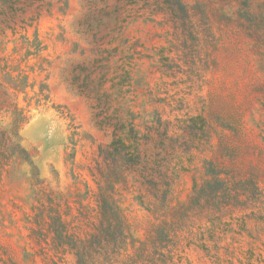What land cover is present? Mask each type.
Listing matches in <instances>:
<instances>
[{
    "label": "rangeland",
    "instance_id": "obj_1",
    "mask_svg": "<svg viewBox=\"0 0 264 264\" xmlns=\"http://www.w3.org/2000/svg\"><path fill=\"white\" fill-rule=\"evenodd\" d=\"M10 85L32 166L0 139V264H76L46 215L92 232L115 138L137 157L116 199L155 264H264V0H0ZM209 169L245 195L195 196Z\"/></svg>",
    "mask_w": 264,
    "mask_h": 264
},
{
    "label": "trees",
    "instance_id": "obj_2",
    "mask_svg": "<svg viewBox=\"0 0 264 264\" xmlns=\"http://www.w3.org/2000/svg\"><path fill=\"white\" fill-rule=\"evenodd\" d=\"M8 90L22 93L24 89L16 85L0 86V91L5 97L0 105L5 106L7 111L13 108L11 111L13 122L10 126L13 130L7 134L10 141L7 138L3 139L6 130L0 131V139L6 151H12L11 156L19 157L32 166L31 156L19 144L18 136V131L28 123L29 117L23 115L24 109L20 108L17 102L5 101L8 99ZM11 95L15 96L14 93ZM101 150L105 154L107 170L103 172L105 175L103 180H94L97 223L93 225L92 232L84 238L79 237L69 229L68 223L58 211L47 213L44 222L47 232L57 248L72 252L76 258V264H155L153 250L155 238L151 236L148 240L136 244L135 239L128 234L125 219L115 195L116 186L125 180L126 174L136 163V153L120 138H115L106 149ZM206 174L209 178L202 186L195 188V196L201 197L202 193L211 190L213 198L216 199L213 201L215 208L219 209L216 206L218 203L223 207L230 206L234 200L245 195L237 186L243 184V181L233 182L222 178L220 173L213 169L207 170ZM252 186L257 188L256 183L252 182Z\"/></svg>",
    "mask_w": 264,
    "mask_h": 264
}]
</instances>
